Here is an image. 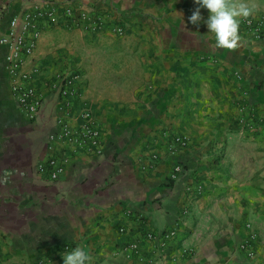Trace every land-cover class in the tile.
I'll use <instances>...</instances> for the list:
<instances>
[{"label": "crops", "instance_id": "obj_1", "mask_svg": "<svg viewBox=\"0 0 264 264\" xmlns=\"http://www.w3.org/2000/svg\"><path fill=\"white\" fill-rule=\"evenodd\" d=\"M54 1L109 12L125 30L89 32L63 20L44 27L21 67L44 96L32 120L16 103L0 45V264H63L66 244L89 253L91 264H152L127 259L122 246L139 238L148 258L143 234L170 227L187 208L174 246L192 254L153 264H250L239 248L247 222L263 234L255 264H264V32L247 24L264 23V0H237L254 12L240 20L235 51L214 47L207 9L198 25L188 21L195 0ZM30 4L0 0L8 11L0 26ZM66 70L81 73L68 121L81 125L88 105L102 127L103 155L48 145L62 103L54 82ZM246 90L256 111L250 132L238 121ZM170 129L189 137L186 170L174 182ZM63 155L71 160L62 176L45 182L39 166Z\"/></svg>", "mask_w": 264, "mask_h": 264}, {"label": "built area", "instance_id": "obj_2", "mask_svg": "<svg viewBox=\"0 0 264 264\" xmlns=\"http://www.w3.org/2000/svg\"><path fill=\"white\" fill-rule=\"evenodd\" d=\"M7 12L5 8L0 7V23ZM61 20L68 27L83 28L89 32H98L109 27L115 34L122 35L125 30L124 25L114 20L109 12L96 7L85 10L72 4H66L60 8L54 0H31L29 6H22L18 11L9 13L7 24L4 28L0 26V45L7 50L6 69L10 74L9 83L16 103L29 120L34 119L42 111L44 96L36 87L26 82L29 75L21 72V67L25 59L33 54L42 29ZM247 24L256 29V35L262 36L263 21L259 20L254 24V21L249 19ZM236 75L239 80L243 79L242 74L236 73ZM80 77L81 73L78 70H66L57 75L54 88L62 103L56 117L57 128L48 135V145L51 148L63 145L65 150L72 153L88 151L100 156L105 152L104 134L100 122L93 115L89 106L83 105L81 125L73 127L68 121L69 100L78 94L76 86ZM250 95L251 92L246 90L243 93V98L238 100V121L244 132L253 130L256 114L255 104ZM165 135L168 155L173 158L169 180L174 182L178 181L186 170L183 156L189 147V137L171 129L166 131ZM70 160V156L63 155L61 161L52 158L47 164L40 165L39 170L45 174V182H56L62 176L65 163ZM202 191L201 186L194 188L196 194H201ZM188 218L189 208L183 210L170 227L161 231H146L143 237L151 243L148 258L144 254L139 238H128L121 250L127 259L146 260L152 264L162 259L172 262L181 261L192 254L188 247L174 246L178 236L184 231ZM246 228L248 232L239 248L245 252L247 262L255 264L260 253L259 243L263 234L255 228L252 222H247ZM118 231L129 237L130 231L126 226L120 225ZM63 249L66 253L72 251L69 244H66Z\"/></svg>", "mask_w": 264, "mask_h": 264}, {"label": "clouds", "instance_id": "obj_3", "mask_svg": "<svg viewBox=\"0 0 264 264\" xmlns=\"http://www.w3.org/2000/svg\"><path fill=\"white\" fill-rule=\"evenodd\" d=\"M197 7L188 17L193 25H198L203 19L201 8L207 9L208 18L205 21L210 33L214 34L217 49L235 51L240 46V20H247L254 12L253 7L237 0H195ZM185 28L187 29L186 25ZM92 257L81 247L63 255V264H91Z\"/></svg>", "mask_w": 264, "mask_h": 264}]
</instances>
